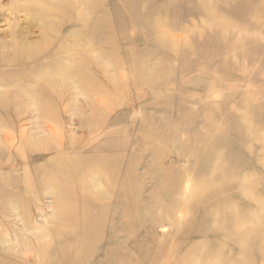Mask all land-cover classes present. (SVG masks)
Wrapping results in <instances>:
<instances>
[{"label": "rangeland", "instance_id": "obj_1", "mask_svg": "<svg viewBox=\"0 0 264 264\" xmlns=\"http://www.w3.org/2000/svg\"><path fill=\"white\" fill-rule=\"evenodd\" d=\"M84 3L0 0V264H264V0Z\"/></svg>", "mask_w": 264, "mask_h": 264}, {"label": "bare ground", "instance_id": "obj_2", "mask_svg": "<svg viewBox=\"0 0 264 264\" xmlns=\"http://www.w3.org/2000/svg\"><path fill=\"white\" fill-rule=\"evenodd\" d=\"M55 1L59 2V5H57L58 8L55 11V13L59 14V16L62 18L63 23L67 22L68 20H71V18H72L71 11L75 10V14H74L73 18L76 19V21H77V23H76L77 28H76V30L73 31V33L77 38L83 39L85 29H84V26L82 25V23H80L81 15H80L79 9H81L85 5L84 0H55ZM26 8L29 11V13L31 14V16L42 15L43 14L42 12H48L51 10V9H48L46 6L38 7L36 5H28V6H26ZM110 21H112L111 18H110ZM221 25L224 28V27H228L230 25V23L229 22L222 23ZM57 38H59V37H57ZM59 41H61V39L56 40V42H59ZM51 46H52V44H51ZM58 47L59 48L57 49V51L51 47L49 49L48 53L43 54V56H45V55L48 56V58H46L45 60H48L49 64L54 63V60L56 61V55L60 49H66V48L70 49L71 48V47L68 48L66 41L65 42L61 41L60 44L58 45ZM25 51L26 50H24V52ZM75 57L77 58V61L75 63V64H77V66L75 65L73 71L68 72L67 75H69V76H73V75H77V74L80 75L79 71H81V70H77V67H78V69H80V67H81L80 61H81L82 56L80 57V55H75ZM47 63H44L43 65H46ZM65 66L66 65L62 61H60L59 68L63 73L68 71L67 69H65V68H67ZM1 68L2 67L0 66V69ZM82 77L84 78V74Z\"/></svg>", "mask_w": 264, "mask_h": 264}]
</instances>
